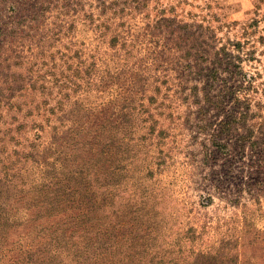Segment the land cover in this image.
Wrapping results in <instances>:
<instances>
[{
  "label": "rangeland",
  "instance_id": "rangeland-1",
  "mask_svg": "<svg viewBox=\"0 0 264 264\" xmlns=\"http://www.w3.org/2000/svg\"><path fill=\"white\" fill-rule=\"evenodd\" d=\"M49 118L94 128L102 212L77 164L42 195L20 122ZM0 264H264V0H0Z\"/></svg>",
  "mask_w": 264,
  "mask_h": 264
},
{
  "label": "trees",
  "instance_id": "trees-1",
  "mask_svg": "<svg viewBox=\"0 0 264 264\" xmlns=\"http://www.w3.org/2000/svg\"><path fill=\"white\" fill-rule=\"evenodd\" d=\"M92 65L86 66V73L85 76L81 82L75 83L70 80L73 84V88L71 89L72 92L76 91V88H80L82 84L88 85L89 81L92 82L93 76H91L92 71ZM31 81V80H30ZM27 86L30 91H33L34 87L27 81ZM86 91L83 89V92ZM75 101L79 100L78 96L77 98H74ZM71 99L69 101V104L67 107H64L63 105H58L56 107H53L55 111H60L65 113L67 110L70 109ZM91 107L87 109L90 110ZM40 107L36 104L34 106L27 105L26 112L27 114L33 112L34 110H38L39 113ZM42 112L44 113L45 110L43 109ZM123 117L125 120L122 122L121 125V132H120V145L123 148V153L121 154V160L124 162V165L121 169V173L123 176H121L120 183L122 185L129 184L132 181V106L127 108L126 111L123 113ZM21 129H22V140H27L29 138V134L33 135V142L36 143L32 146L33 148L31 150H35L36 154L38 156L40 154L43 155L45 151L52 150L55 153H59L58 160H56L57 164V171L51 172L52 175L49 176L48 172L45 170H48L49 168H52L48 163L42 160V166L40 168L38 180L41 181L46 179H53V182L50 184H47L43 186L44 190L42 192V195H45V191L48 188H57L58 189V195L62 198H66L70 196V191L76 193L74 190H66L62 187L65 186V184H61L57 187H54L55 182L58 178L65 175L67 171H71L73 167L72 165L77 164V166L81 167L80 169H77L73 172L74 176H71V178L78 177V183L79 185H83L85 183H88L90 188H86L85 190L88 192L86 201L88 205V210L90 212H102V206L104 203V199L106 198L104 195L105 192L103 190L105 189V185L101 184L102 179H104L105 175V169L103 166L100 167V165L96 164V162L89 163L91 159H89V155L93 154L96 150L95 146H93L94 142H92V139L95 137L91 134L92 131H94L93 127H90L88 125H84L82 122L77 123H70L64 119H58L57 118H49V119H32V120H24L22 123L20 122ZM72 130L75 131L77 139L74 142V145H71L68 147V138L67 133ZM93 137V138H92ZM94 141V140H93ZM67 147L70 150L67 151ZM61 153L71 157L72 162H65L63 159H59V156H61ZM28 154H24V157H28ZM83 164H91V167H85ZM83 170V176H81V172ZM120 179V178H118ZM71 179H68V183H70ZM85 182V183H84ZM11 187L15 188L17 187L16 184L10 185ZM132 186V184H130ZM114 191V193L112 191ZM111 191L110 199L115 200L117 197H120L123 195L122 192H126V190L122 189L120 191L116 190L115 186H112L108 192ZM132 194V191H130ZM123 201V200H122ZM83 212V211H82ZM91 217H94L95 219H99L97 214L93 213L90 215Z\"/></svg>",
  "mask_w": 264,
  "mask_h": 264
}]
</instances>
